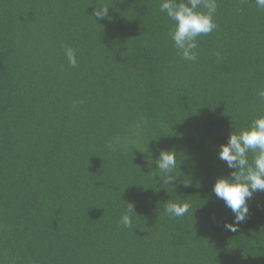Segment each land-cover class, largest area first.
<instances>
[{"label": "trees", "instance_id": "obj_1", "mask_svg": "<svg viewBox=\"0 0 264 264\" xmlns=\"http://www.w3.org/2000/svg\"><path fill=\"white\" fill-rule=\"evenodd\" d=\"M161 3L0 0V264H264V192L236 232L212 192L218 146L264 115V10L216 0L191 62Z\"/></svg>", "mask_w": 264, "mask_h": 264}, {"label": "clouds", "instance_id": "obj_2", "mask_svg": "<svg viewBox=\"0 0 264 264\" xmlns=\"http://www.w3.org/2000/svg\"><path fill=\"white\" fill-rule=\"evenodd\" d=\"M259 9L264 10V0H255ZM201 7L206 11L200 10ZM217 10L216 0H162L160 11L173 21L169 37L178 54L185 61H197V38L212 33L217 25L214 16ZM108 8L101 7L94 12L95 17L107 16ZM76 49L65 47L64 54L72 67L77 66ZM258 96L264 100V89ZM76 107V102L73 103ZM156 165L160 181L170 184L176 176L177 153L174 149L157 148ZM251 153V161L249 154ZM218 159L225 162L231 172L230 176L218 177L213 185L215 197L224 202L233 214V222H225L224 227L236 232L249 215L248 201L257 192H264V115L254 119L246 128L237 132L230 131L226 143L218 146ZM132 205V204H131ZM189 203L168 200L164 211L169 217H182L189 211ZM129 211H134V207ZM121 223L131 227V218L124 215Z\"/></svg>", "mask_w": 264, "mask_h": 264}]
</instances>
